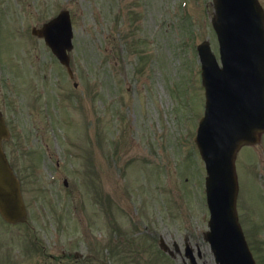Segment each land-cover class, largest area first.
<instances>
[{
	"label": "rangeland",
	"instance_id": "1",
	"mask_svg": "<svg viewBox=\"0 0 264 264\" xmlns=\"http://www.w3.org/2000/svg\"><path fill=\"white\" fill-rule=\"evenodd\" d=\"M63 9L72 81L30 34ZM212 16V0H0L7 151L35 197L52 202L50 233L58 219V236L93 243L106 257L99 264H189L186 237L199 264H216L203 239L206 174L194 144L204 102L195 47L207 40L218 55ZM261 141L236 158L238 217L256 264H264ZM92 171L97 190L86 181ZM159 236L180 254L160 253Z\"/></svg>",
	"mask_w": 264,
	"mask_h": 264
},
{
	"label": "water",
	"instance_id": "2",
	"mask_svg": "<svg viewBox=\"0 0 264 264\" xmlns=\"http://www.w3.org/2000/svg\"><path fill=\"white\" fill-rule=\"evenodd\" d=\"M213 27L220 45L219 68L209 45L198 47L206 107L196 143L207 171L206 193L210 232L206 240L219 264H255L235 210L237 179L234 160L243 145L259 142L264 132V15L257 0H213ZM33 34L44 37L59 61L68 67L71 32L68 14ZM8 131L0 113V212L9 222L24 219L16 178L9 169L2 142ZM163 245H161L162 247Z\"/></svg>",
	"mask_w": 264,
	"mask_h": 264
},
{
	"label": "flooded vegetation",
	"instance_id": "3",
	"mask_svg": "<svg viewBox=\"0 0 264 264\" xmlns=\"http://www.w3.org/2000/svg\"><path fill=\"white\" fill-rule=\"evenodd\" d=\"M13 171L21 182L22 190L27 188V221L11 225L0 217V264H94L99 255L89 246L83 251L76 249L78 243H64L52 240L46 226L48 205L43 199H37L29 183L30 178L17 160L9 161ZM25 168V167H24ZM26 194V192H25ZM80 252V255L77 254Z\"/></svg>",
	"mask_w": 264,
	"mask_h": 264
}]
</instances>
